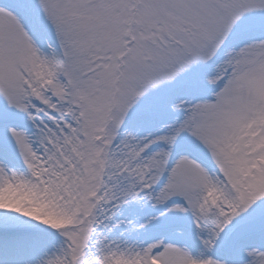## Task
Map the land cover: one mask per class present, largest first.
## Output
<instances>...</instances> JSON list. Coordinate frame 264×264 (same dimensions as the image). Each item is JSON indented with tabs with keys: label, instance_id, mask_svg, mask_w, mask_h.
<instances>
[{
	"label": "snow or ice",
	"instance_id": "snow-or-ice-1",
	"mask_svg": "<svg viewBox=\"0 0 264 264\" xmlns=\"http://www.w3.org/2000/svg\"><path fill=\"white\" fill-rule=\"evenodd\" d=\"M0 264H264V0H0Z\"/></svg>",
	"mask_w": 264,
	"mask_h": 264
}]
</instances>
